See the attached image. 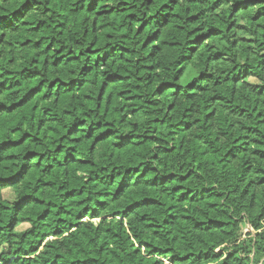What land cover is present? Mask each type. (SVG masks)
<instances>
[{
  "label": "trees",
  "instance_id": "16d2710c",
  "mask_svg": "<svg viewBox=\"0 0 264 264\" xmlns=\"http://www.w3.org/2000/svg\"><path fill=\"white\" fill-rule=\"evenodd\" d=\"M205 0H188L189 4L194 6L202 5ZM77 3V0H0V29L7 30L8 35H0V240L13 239L15 236H21L23 242L29 235H37L35 225L53 220L56 227L50 233H43L41 240L38 244L28 249L16 248L15 255L12 250L9 249L8 255L12 256V259H6L4 264H59L64 257L57 252L56 246L63 244L65 241L60 240V237H65L66 233L74 235L72 230H79L82 228H95L97 231H102L106 236H111L114 243L112 246L111 254L109 253L107 239L100 245L99 251L94 255L89 256L87 259L80 258L71 260L68 264H164V259L167 258L169 264H173L177 259L186 260L188 255H182L176 253L172 248L160 247L159 243H153L151 239H141L136 232V224L130 220L131 216L137 213H143L139 217L137 222L139 225L152 230L160 228H172L177 226L182 221L188 222L195 220V227L202 229L207 226V230L211 229H226L232 226L234 217L227 213H221L226 219H216L208 217L201 219L197 216H179L176 214L175 205L165 202L164 199L157 198L156 194L141 196V198L134 199L132 203L128 204L123 210H117L101 217V214L90 206L78 208L75 213L70 211L66 205L69 201H79V204H85L86 200L90 201L87 197L86 188L84 185L91 182L93 179L104 183L102 176L93 177V173L97 171L98 161L103 158L104 152L96 151L97 145L93 144L88 152H95L97 160L82 159L75 155L78 149L76 144L80 143L76 139L87 121L73 122L72 126L67 128L62 134H59L55 128L49 127L48 131L51 134V141L54 143V147L47 151L43 150L44 139L41 136H33L31 132L23 130V125L30 122L35 118L37 113V104L40 102L41 94L42 99L48 101L51 99L48 92L45 91V80L42 78L45 73H48V78L51 81L48 83V90L60 84V88H57L58 104L63 115L72 114V105L74 103V93H85L87 88V81L81 77L87 76L93 71V68L89 64L80 65V57L87 52L89 55H95L102 51L100 45L97 44L95 39L89 41V47L73 54V50L68 44H65L63 39L67 38L69 42L72 41L74 35H78L80 31H83L85 35H88V29L85 25L88 23V17L95 15L100 18V27L105 28L103 45L104 48L110 49L104 53V56H97V63L95 67H99L101 64H107L109 60L116 54L119 49L121 55L120 59H125L126 56L134 55V49L124 47L122 44H115V38L120 37L121 40L127 42L129 35L127 29L124 28L125 21L123 19H110V23L119 25L122 31H117L116 28H109L103 24V18L113 16L123 17L126 15L128 22L139 23L140 18L135 14V4L129 8L128 4L121 0L120 3H115L114 0H104L103 5L99 0H91V2L85 7L80 5L78 7H69ZM148 5H153L155 0H146ZM261 3V0H239L238 4L233 5L234 13L241 11H248L253 7H257ZM217 4L213 5V9L217 7ZM171 7V14L178 19H186L188 23L196 24L193 28V33H199L194 35L192 40H188L187 44L192 45L187 47V54H183V50L178 48L179 40L175 33H167L162 31L161 28H166L171 21L167 16L164 19V25L159 26L157 31L152 35H149L144 42V47L148 48L150 45H155L152 56L155 58L157 53L164 55L166 58L172 59L175 63H186L190 67L186 71L181 69L180 73L175 77L176 80H180L183 77H190L186 84L174 83L173 81H166L161 83L156 89V95L164 96L169 89H176L173 95V102L168 105V111L173 112L178 110L177 100L180 99V92L182 89H195L197 87V81H209L216 80V87L219 88L220 80L217 79L212 73L207 71V67L212 63H219L224 61L228 57V53L223 50V47L219 43L213 44L211 48H217V51L212 52L207 57V60L203 65L196 63L197 56L200 54V50L204 45L211 40L220 41L224 36L225 29L217 26H209L207 31H203L204 25H199V18L203 15L202 12L194 11L191 16L183 17L175 11V7L179 6V0H167L162 5V9H168ZM105 8L106 11H98L99 8ZM59 9V11H57ZM67 11L68 15L65 16L64 12ZM33 13H36V18L29 19ZM264 14V8H260L256 14L252 17L255 21L261 18ZM79 15V19H74ZM156 17L160 16L158 11L155 14ZM46 17V18H45ZM54 17L59 18V22H56ZM155 17H149L143 23H139V29L137 35H140L147 30L151 24L150 22ZM17 19L23 21V26L17 27ZM159 23V22H158ZM94 26L97 21L93 20ZM234 25L228 26V31ZM245 25H239L241 30H245ZM177 31H183V27L178 26ZM58 33V35L56 34ZM39 36V39L36 37ZM13 37H15L13 39ZM50 41V42H49ZM111 42V43H109ZM79 44L80 41L76 40ZM255 45L258 42L248 36H242L240 41H233L232 48L238 46V44ZM6 46V47H5ZM260 47H264V43H260ZM44 49L46 54H49L55 59H49V55L41 56L40 49ZM55 49V50H54ZM251 50V48H249ZM179 53V55H177ZM253 63H249V57L244 56V65L241 71L234 76L226 78L224 83L230 85H239L241 81H244V86L251 89L255 93L256 97L264 96V81L252 82V78L257 74L253 71L256 67H264V55H257L253 53L251 57ZM140 61H137L139 64ZM54 70H60L58 75L53 76ZM145 71H155V67H146ZM235 71V69H233ZM105 76L109 77L106 81L105 87L108 82L112 84H121L131 79L127 74L114 72L109 76L106 72ZM19 77V79H17ZM143 79V74L141 75ZM149 79H151L149 77ZM11 81V83H10ZM257 89L259 91L257 92ZM105 88L101 87L100 97L104 96ZM200 92L206 91V89L200 87ZM136 96H128V99L141 100L142 97L138 95L139 87L136 89ZM20 95L19 99L15 97ZM126 95L125 90L121 89L119 96L124 97ZM11 102H5L9 100ZM84 99L88 100L90 97L84 95ZM188 101H194L197 97L194 94L186 96ZM210 103L216 102L227 103L233 105V101L226 93H220L216 96L210 97ZM154 109L156 108L157 101H145ZM206 111V115L203 117L205 123L212 119L217 118L216 111H208L209 104H201ZM258 100H253L241 106L240 103H235L231 110L228 112L231 116H247L250 123L246 124L243 131L246 135L240 136L233 141L234 147L228 149V151L218 160H214L208 157L206 152L200 154L204 157V164L218 163L225 167L235 162L241 155H247L249 152L256 158V164H251L250 161H246L249 164L248 167L243 169L244 175H248L255 168L258 178L256 180H250L248 186L244 189V197L249 200V211L255 213V218L245 227L240 230L245 236L252 234L253 229H258L259 225L257 221L264 218V168H260L257 165L264 162V111L259 110ZM251 109V111H250ZM122 111V109H119ZM43 115L49 116V113L53 112L52 107H43ZM140 110L134 109L132 115H136ZM197 111L191 106H184L183 119L177 120L172 128L174 132H169V136H174L177 133H191L192 129L201 124L199 118L189 119V114ZM226 121V117H224ZM60 120L59 116L53 115L50 118L51 124H56ZM111 117L108 123H111ZM165 121L154 119L153 123L163 124ZM49 123L44 119L39 120V126L41 129L45 127V124ZM234 125H229V128ZM227 135V133H222ZM71 137V139H69ZM110 138V137H109ZM149 140L158 141L160 137H148ZM196 141L202 139L197 135L194 137ZM219 139V137H217ZM126 141V142H125ZM166 143L168 141H165ZM211 147V142L205 141ZM141 147L140 145H134L131 133L128 138H123L120 142L113 144L112 147L117 153L124 152V156L121 157L124 166L127 168V172H139L142 161L137 160L135 164H130L132 154L125 152V149L132 147ZM188 151H196V145L186 146L184 141L181 140L179 144L174 145L171 148H166L165 152L169 155L173 154L178 148H186ZM39 149V150H38ZM65 149L67 151L65 152ZM219 151V150H218ZM63 155V159H55V157ZM214 153L213 156H216ZM21 157L23 159H21ZM158 157L153 156V159ZM51 160V163L48 161ZM203 167V164L198 165ZM71 169V171H69ZM100 171H108L107 169H100ZM111 171H115L112 169ZM148 169H145L147 172ZM153 172L159 171L158 169H152ZM194 171L188 172L187 175L179 177L177 182V174L175 172H169L166 176H156L146 182V186L152 189H160L164 185H175L172 188L171 194L167 191L161 192V196H172L174 198L175 193L183 192L180 200L177 203H190L198 204L204 199L213 200L223 197L222 192H216L212 187H203L199 191L193 188H188L186 192L183 189L189 183L190 177L194 175ZM64 176V182L61 183V175ZM87 175L88 180H84L83 177ZM126 175V174H125ZM124 179H121L119 183L124 184ZM137 185L144 183L139 177H137ZM131 187V185H129ZM195 192V195L191 193ZM96 195L106 196L110 195L104 193L103 190L97 191ZM98 208H107L108 205L105 200L96 201ZM208 207L215 209L217 205L210 203ZM167 210V215L163 218L156 214V209ZM184 211H187L185 209ZM245 217L241 216L240 220L235 221L236 226H240ZM114 221L117 227L116 231H113L111 227L101 229V225L105 222ZM147 222V223H146ZM17 229H22V232H17ZM121 230H126L121 235ZM131 233V236H129ZM256 235H261L258 231ZM51 236L52 239H49ZM153 236L157 240L163 238V233L160 231H154ZM68 237H65L67 240ZM131 240L128 245L132 251H129L128 256H122L124 249L118 247L120 240ZM223 249L217 256L223 253ZM207 255V253H204ZM232 253H229L231 258ZM27 258V259H25Z\"/></svg>",
  "mask_w": 264,
  "mask_h": 264
},
{
  "label": "clouds",
  "instance_id": "9594fccd",
  "mask_svg": "<svg viewBox=\"0 0 264 264\" xmlns=\"http://www.w3.org/2000/svg\"><path fill=\"white\" fill-rule=\"evenodd\" d=\"M91 0H77V3L69 5V7H78L83 5L85 11L86 6ZM103 5L104 0H99ZM115 3H120L121 0H114ZM131 8L135 4V14L140 18L139 23H143L148 20L149 17H155L151 22V26L140 35H137L139 29V23L128 22L126 15L123 17L113 16L112 18L104 17L102 23L109 28H116L117 31H122L119 25L110 23V19H123L125 21L124 28L127 29L129 40L127 42L120 39L119 36L115 38V44H122L124 47L134 49V55L126 56L125 59H120V51L117 49L116 54L107 64H101L99 67H95L97 63V56H104V53L110 51V49L104 48L105 43L104 35L105 28L100 27V18L95 15L88 17V23L85 27L88 29V35H85L83 31H80L78 35H74L71 42L67 38L63 39L65 44L73 50V54H78L81 51L86 50L89 47V41L95 39L97 44L101 46L102 51L95 55H89L85 52V55L80 57L79 64H89L93 68V71L87 76L81 77L87 81V88L85 93H74V103L72 105V114L63 115L58 104L57 88H60V84L57 83L50 91L48 90V83L51 81L48 78V73L42 77L45 80V91L48 92L51 99L44 101L41 94L40 102L37 104V113L35 118L23 125V130L31 132L33 136H41L44 139L43 150L47 151L54 147V143L51 141V134L48 131L49 127L55 128L59 134H62L67 128L72 126L73 122L87 121L83 128L76 137L80 143L75 147L78 149L75 155L82 159L97 160L95 152H88V149L93 144L97 145L96 151L104 152L103 158L98 161V168L93 177L102 176L104 183L93 179L91 182L84 185L86 188L87 197L85 204H79V201H69L66 207L70 211H75L78 208L90 206L95 208L101 217L110 215L111 212L117 210H123L132 203L134 199L141 198V196L156 194L157 198L164 199L166 204L171 203L175 205L176 214L179 216H197L201 219L208 217L216 219H226L221 213H227L234 217L232 226L226 229H211L207 230V226L202 229L195 227V220L184 222L182 221L177 226L172 228H160L149 230L142 225H139V217L143 213H137L130 217V220L136 224V232L141 239L149 238L153 243H159L160 247L172 248L175 251L172 255L180 253L182 255H188L186 260L177 259L173 264H264V218L257 221L258 229H253L252 234L245 236L240 230L242 227L247 226L254 218L255 213L249 211V200L244 197V189L248 186L250 180H256L258 174L253 168V171L244 175L243 169L248 167L249 164L246 161H250L251 164H256V158L249 152L247 155H241L239 159L233 162L231 165L225 167L218 163L204 164V157L200 154L206 152L208 157L214 160H218L222 157L229 148L234 147L233 141L240 136L246 135L243 128L246 124L250 123L247 116H231L228 112L231 110L235 103H240L244 106L246 103L255 100L259 102V110L264 111V96L256 97L255 93L251 89L244 86V81H241L239 85L225 84L224 81L230 76L236 75L241 71L244 65V56L249 57V63H253L251 57L253 53L257 55H264V47H260V43H264V14L261 18L253 21L252 17L260 8H264V0L257 7H253L248 11H241L234 13L233 5L238 4L239 0H219V4L215 9L213 5L217 4V0H205L202 5L194 6L188 3V0H179V6L175 7V11L180 16H191L194 11L202 12L203 15L199 18L198 24L204 25L203 31H207L209 26H217L225 29L224 36L220 41L211 40L208 41L204 47L200 50V54L197 56L196 63L203 65L207 60V57L212 52L217 51V48H211L213 44L219 43L223 50L228 53L224 61L219 63H212L207 67V71L212 73L217 79L220 80V87H216V80L209 81H197V87L195 89H182L180 92V99L176 101L178 110L169 112L168 105L173 102L172 93L176 89H169L166 95H156V89L161 83L166 81H173L174 83L186 84L190 77H183L180 80H176L175 77L183 68L186 71L189 69V65L186 63H175L172 59L166 58L164 55L157 53L153 58L152 53L155 45H150L148 48L144 47V42L149 35H152L157 31L159 26L164 25V17L167 16L171 23L166 28H161L162 31L167 33H175L179 40L178 48L183 50V54H187V41L192 40L194 35L199 33H193V28L196 24L188 23L186 19L181 20L171 14V5L168 9H162V5L167 0H155L153 5H148L146 0H124ZM59 11V9H57ZM98 11H106L101 7ZM160 12V16L156 17L155 14ZM64 15L67 16L68 12L65 11ZM37 14L33 13L29 19L36 18ZM46 18V17H45ZM79 15L74 19H79ZM56 22H59L58 17H54ZM97 21L94 26L93 20ZM17 27L23 26V21L17 19L14 21ZM159 22V23H158ZM245 25V30H241L239 25ZM183 27V31H177V27ZM234 25L230 31L228 26ZM58 35V33H56ZM0 35H8L7 30L0 29ZM242 36H248L258 43L255 45L238 44L237 47L232 48L233 41H240ZM15 37H13L14 39ZM39 39V36L36 37ZM76 40L80 43L77 44ZM50 42V41H49ZM111 43V42H109ZM6 47V46H5ZM251 48V50H249ZM55 50V49H54ZM41 56L49 55L44 52V49H40ZM179 55V53L177 54ZM50 61L55 57L49 55ZM137 61H140L137 64ZM146 67H155V71L147 72ZM235 69V71H233ZM256 72V76L252 78V82L264 81V67H256L253 69ZM60 70H54L52 75H58ZM111 76L114 72H120L127 74L131 77L130 80L121 84L107 83L109 80L105 73ZM143 74V79L141 75ZM149 77L151 79H149ZM19 79V77H17ZM11 83V81H10ZM101 87L105 88L104 96L100 97ZM139 87L138 95L142 97L141 100L128 99V96H136V89ZM202 87L206 89L204 92L198 91ZM121 89L125 90L126 95L120 97L119 93ZM259 89H257V92ZM220 93H226L229 98L232 99L233 105H229L226 102L210 103V97L216 96ZM88 95L90 99L85 100L84 95ZM194 94L197 99L194 101H188L187 95ZM21 94H18L15 99H19ZM0 99H4L0 97ZM145 101H157L158 104L154 109ZM5 102H11L5 100ZM201 104H209L208 111H216L217 118L212 119L205 123L203 121L206 111ZM191 106L195 108L192 114H189V119L199 118L201 124L192 129L191 133H177L174 136H169V132H174L175 129L172 125L179 119H183L184 106ZM52 107L53 112L49 113L48 117L43 115V107ZM119 109H122L120 111ZM134 109L140 111L136 115H132ZM251 111V109H250ZM56 115L60 117V120L56 124L50 123L51 116ZM111 117V123H108ZM226 117V121L224 119ZM44 119L49 121L45 124L43 129L39 126V120ZM154 119L165 121L163 124L153 123ZM229 125L234 127L229 128ZM129 133L133 139L134 145H140L141 147H132L125 149V152L132 154L130 164H135L137 160L142 161L140 171L127 172L126 166H124L121 157L124 156V152L117 153L113 149L112 145L120 142L123 138H128ZM222 133H227L223 135ZM201 136L202 139L196 141L195 136ZM110 137V138H109ZM148 137H160L158 141L149 140ZM219 137V139H217ZM71 139V137L69 138ZM183 140L186 146L196 145V151H188L186 148H178L173 154L169 155L165 152L166 148H171L174 145L180 143ZM165 141H168L167 143ZM205 141L211 142V147ZM126 142V141H125ZM39 150V149H38ZM219 150V151H218ZM67 149H65V152ZM217 153L216 156H213ZM3 155V152H0ZM153 156L158 157L153 159ZM21 159H23L21 157ZM55 159H63V155L55 157ZM51 163V160L48 161ZM203 164V167L198 165ZM260 168H264V162L257 165ZM148 169L145 172V169ZM100 169H107L108 171H100ZM114 169L115 171H111ZM152 169H158L159 171L153 172ZM194 171V175L190 177L189 183L183 189L184 192L188 188H193L199 191L203 187H212L216 192H222L224 195L222 198L208 200L207 198L198 204L190 203H177L180 200L183 192H177L172 196H161V192L167 191L169 194L172 192V188L175 185H164L160 189H152L146 186L148 180L153 179L156 176H166L169 172H175L177 174V182L179 177L187 175L188 172ZM71 171V169H69ZM126 174V175H125ZM137 177H139L144 183L137 185ZM84 180H88V176L83 177ZM124 179V184L121 185L119 181ZM64 182V176L61 175V183ZM131 185V187H129ZM103 190L104 193L110 194L106 196L96 195L97 191ZM195 195V192L191 193ZM105 200L108 207L98 208L96 201ZM210 203H215L217 207L212 209L208 207ZM187 209V211H184ZM156 214L163 218L167 215L166 208L156 209ZM244 216V221L240 226H236L235 221L240 220V217ZM147 223V222H146ZM56 224L53 220L35 225L37 235H29L26 239L21 241V236L17 235L13 239L0 240V264H4L6 259H12V256L8 255L9 249L12 250L15 255L16 248L28 249L35 246L41 240L43 233H50ZM101 229L111 227L113 231L117 230L114 221L105 222L102 224ZM18 233L22 232V229L16 230ZM126 230H121V235ZM154 231H160L163 233V238L157 240L153 236ZM258 231L261 235H256ZM74 235L66 233L65 237L59 239L65 241L63 244L56 246V251L59 252L64 259L59 264H68L69 261L85 258L94 255L99 251L100 245L105 239H107L109 253L111 254L113 239L111 236H106L102 231H97L95 228H82L79 230H72ZM4 235V234H0ZM131 236V233H129ZM49 239H52L49 236ZM131 240H120L118 247L124 249L122 256H128L129 251H132L128 247ZM224 250L220 256L221 250ZM207 253V255H204ZM229 253H232L229 258ZM27 259V258H25ZM164 259V264H169L167 258ZM23 264V262H21ZM135 264V261H133Z\"/></svg>",
  "mask_w": 264,
  "mask_h": 264
}]
</instances>
